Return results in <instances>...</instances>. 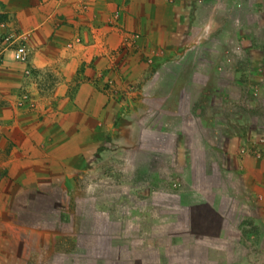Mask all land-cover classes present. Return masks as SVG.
Wrapping results in <instances>:
<instances>
[{
	"label": "crops",
	"instance_id": "crops-1",
	"mask_svg": "<svg viewBox=\"0 0 264 264\" xmlns=\"http://www.w3.org/2000/svg\"><path fill=\"white\" fill-rule=\"evenodd\" d=\"M179 2L174 42V5L159 0H0L42 75L24 82L21 64L0 62L1 87L42 98L39 114L0 121L16 188L0 194V264H264V151L250 148L264 136V60L242 35L264 0ZM114 10L141 47L171 33L126 101L102 90ZM145 50L120 56L126 82Z\"/></svg>",
	"mask_w": 264,
	"mask_h": 264
},
{
	"label": "rangeland",
	"instance_id": "rangeland-1",
	"mask_svg": "<svg viewBox=\"0 0 264 264\" xmlns=\"http://www.w3.org/2000/svg\"><path fill=\"white\" fill-rule=\"evenodd\" d=\"M177 1H180L179 3H181V1L184 0H177ZM177 1L159 0V4L161 5V12H164V10H167L168 8L170 9L174 5V22H173L174 24L173 26L169 24L167 28H165L166 30L171 29L170 31L174 30V42L177 41L179 34L181 32H182L181 35L185 33L186 22H187L185 18L184 20H179V18L182 15L185 17V10L183 9L181 10L180 8L181 6H179V9L175 7L177 5ZM111 15L114 20H110L109 24L116 26L115 34L118 35L110 52V55L115 57V61H112L111 65H114L113 69H116V71L114 73L113 70L114 75H109V76L106 75L104 77L102 90L104 94H106L109 97L115 98L117 101L119 100L126 101L127 99H132L138 95L142 96V92L138 90L137 86L138 84L141 83V80L145 81L150 79V76L154 74L155 66L157 64L156 62L167 56L166 50L168 49L169 46H167L166 35H170L171 33L170 32L162 33V35L165 34L163 36L164 39L162 40V45L155 44V42L152 41L150 42L151 46L145 45L141 47L139 44V39H140L139 28L134 26H132V28H124L122 25H120L118 20H116L118 16L117 10H114ZM263 19L264 16H260L259 20H243L242 35L244 39V45L250 44L251 41L255 50L259 52L258 54L264 60V20ZM9 20L12 19L8 14H5L4 12H0V62L4 60L5 56H7L8 58H10V60H12L11 50L13 46L16 43H20V42L24 43L26 46V40L28 37L27 31L21 30L11 25V23H9ZM252 34L255 36L256 39L252 40L253 37ZM141 48L146 49L139 57V61L141 62L140 65L141 73H139L140 74L139 76H136V79H134L135 82H131V83L126 82L124 76L122 75V73H120V69H119L120 67H118L119 64L121 63L120 61L122 60V57L120 56L128 51H133V50L135 51ZM144 53L146 54L143 55ZM28 59H29V52H28L27 60L24 62H16L12 60L13 62L22 65L21 80H23L24 82H27V80H32V79L34 80L40 79L42 77L41 74L39 76V73L37 74L36 72H33L32 68L28 65ZM171 71H173L172 68L169 70V72ZM41 99H42L41 96H39L38 94L36 96L35 94H32V92L28 90L24 86V84H22L19 87L18 92H15L13 95L10 92V90L8 92L6 91V87L0 86V121L9 118L12 115L11 114L12 110L14 109L15 110L20 109V110L28 111L30 113L39 114V111L41 110L39 106L40 102L42 101ZM40 121H41V117H39L37 121L34 122L33 127L36 126L34 127L36 128L35 130H37L38 128L37 124L38 126H41ZM5 125L10 126V122L6 121ZM27 125L28 124L26 123L25 127H27ZM7 129H9V127H7ZM37 139H39V142L42 141V137H37ZM2 144L5 147H1ZM2 144L0 145V178L2 176L7 177L8 180H3V183H0V194L3 193L11 194L13 191H15L16 188H13L12 183L9 182V174L11 171H9L8 169H6V167H4L5 166L4 162H7L8 160L11 159L12 153L8 148L10 145H8L6 141L5 143L3 142ZM14 155H16V153Z\"/></svg>",
	"mask_w": 264,
	"mask_h": 264
},
{
	"label": "built area",
	"instance_id": "built-area-1",
	"mask_svg": "<svg viewBox=\"0 0 264 264\" xmlns=\"http://www.w3.org/2000/svg\"><path fill=\"white\" fill-rule=\"evenodd\" d=\"M28 52L24 43H16L11 50V58L16 62H24L27 60ZM251 154L254 157H259L261 152L264 151V136L260 135L250 145Z\"/></svg>",
	"mask_w": 264,
	"mask_h": 264
}]
</instances>
